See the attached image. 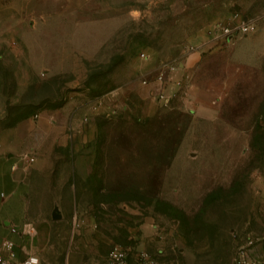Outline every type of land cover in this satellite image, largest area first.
Masks as SVG:
<instances>
[{"label":"rangeland","instance_id":"1","mask_svg":"<svg viewBox=\"0 0 264 264\" xmlns=\"http://www.w3.org/2000/svg\"><path fill=\"white\" fill-rule=\"evenodd\" d=\"M231 15L253 16L254 28L215 38ZM263 15L264 0H0V68L27 109L92 96L103 109L73 122L78 132L63 125L67 146L27 174L45 264L133 239L172 264H230L238 246L264 264ZM140 87L155 105L147 114ZM16 233L0 235L22 244Z\"/></svg>","mask_w":264,"mask_h":264},{"label":"crops","instance_id":"2","mask_svg":"<svg viewBox=\"0 0 264 264\" xmlns=\"http://www.w3.org/2000/svg\"><path fill=\"white\" fill-rule=\"evenodd\" d=\"M262 18L264 19V15ZM14 43L12 40L11 44ZM31 43L33 44V41L28 40L26 43L24 42L28 48ZM28 48L26 55L28 56V60H30ZM154 60L155 56L148 54L147 60H144L141 64L144 66L151 65ZM16 84V77L11 76L9 80L8 76L0 68V232L3 231L4 234L16 233L9 230L10 225L17 227L22 225V228H24L26 224H31L29 220H32V218L26 209L23 198L25 189L29 188L26 183L27 174L31 170L37 171L38 168H42L44 171L47 170L51 164L52 150L56 148V144L62 142L61 144L64 143V147L67 146L65 135L61 136L59 134L65 130L63 125L66 124L73 128L74 132H78L79 130H77V126H74V124H77L76 121L81 123L82 116H84L85 112L101 114V110H103L101 109V103H98V96H92L91 101L88 102L89 100H87L85 105L80 103L79 105L75 104L71 107L72 105L68 101H65L57 108L45 107L42 109L39 108L37 111L33 109L32 111L30 108L27 109L31 103L28 102L24 105L22 99L20 100L17 97L18 94L14 90V88L16 89ZM28 85L30 84L28 83ZM144 88L140 87L138 94L142 100L140 110L142 113L147 114L154 109L155 105L152 99L146 97V89ZM68 108H70L69 111H67ZM71 123L73 126H71ZM83 143L82 138H76L74 145L81 147ZM22 155L24 157L32 155L33 158L27 161L22 158ZM89 155L94 157L95 149H92ZM74 160L76 164L82 162V154H75ZM75 172L78 173L79 171L76 169ZM10 203H19L22 206V224H15L21 215L18 216L12 210ZM141 228L147 232L150 227L146 223L142 224ZM22 233L23 240L20 241L22 244H18L19 249L22 252L28 250L34 251L38 255L41 264H45L42 259L44 258L43 253L40 252L39 244H37L40 236L35 235L34 239L32 236L24 234V231ZM22 233L16 234L21 237ZM0 237L7 236L0 235ZM136 240L133 239V246L146 248ZM15 243L17 244V242ZM105 252L106 250L100 253L98 250L93 249L87 261L80 263L77 259V253L70 250L65 255L64 264H105ZM94 255L96 258H94Z\"/></svg>","mask_w":264,"mask_h":264},{"label":"built area","instance_id":"3","mask_svg":"<svg viewBox=\"0 0 264 264\" xmlns=\"http://www.w3.org/2000/svg\"><path fill=\"white\" fill-rule=\"evenodd\" d=\"M256 20L253 16L231 15L217 21L211 29L215 38H232L237 34L246 33L254 28ZM160 73L156 77L160 78ZM27 161L32 160L33 156H23ZM19 227L10 225L9 230L15 231ZM24 228L18 230L22 233ZM250 242V241H249ZM248 242V243H249ZM7 243L11 247H7ZM29 255H38L31 250L22 252L19 245L8 237H0V264H24ZM41 264V261L39 259ZM252 259L245 250L244 246H238L232 256L230 264H252ZM105 264H172L170 260L164 257V254L157 248L150 250L146 248L135 247L132 244L111 243L105 252Z\"/></svg>","mask_w":264,"mask_h":264},{"label":"clouds","instance_id":"4","mask_svg":"<svg viewBox=\"0 0 264 264\" xmlns=\"http://www.w3.org/2000/svg\"><path fill=\"white\" fill-rule=\"evenodd\" d=\"M130 15H131L132 19L137 23L142 18L141 12L139 10H133L132 12H130ZM24 234L34 237L37 234V231H36L35 227H33L31 224H26L24 226ZM7 247L10 248L11 244L7 243ZM24 264H40V262L36 256L29 255L28 258L24 261Z\"/></svg>","mask_w":264,"mask_h":264},{"label":"water","instance_id":"5","mask_svg":"<svg viewBox=\"0 0 264 264\" xmlns=\"http://www.w3.org/2000/svg\"><path fill=\"white\" fill-rule=\"evenodd\" d=\"M49 216H50V219H52V220L59 219L62 216L60 207L55 200H53V202H52V206H51L50 211H49Z\"/></svg>","mask_w":264,"mask_h":264},{"label":"bare ground","instance_id":"6","mask_svg":"<svg viewBox=\"0 0 264 264\" xmlns=\"http://www.w3.org/2000/svg\"><path fill=\"white\" fill-rule=\"evenodd\" d=\"M143 58H146V55Z\"/></svg>","mask_w":264,"mask_h":264}]
</instances>
